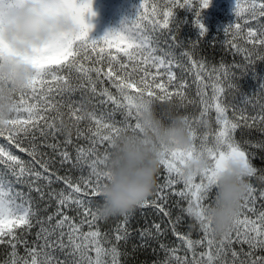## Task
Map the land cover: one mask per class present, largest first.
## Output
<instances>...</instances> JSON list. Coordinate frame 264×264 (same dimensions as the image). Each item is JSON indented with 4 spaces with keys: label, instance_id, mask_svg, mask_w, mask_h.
<instances>
[{
    "label": "snow or ice",
    "instance_id": "1",
    "mask_svg": "<svg viewBox=\"0 0 264 264\" xmlns=\"http://www.w3.org/2000/svg\"><path fill=\"white\" fill-rule=\"evenodd\" d=\"M26 2L70 11L76 30L26 51L0 33V55L17 56L33 69L12 115L0 120V264H126L133 235L140 241L133 255L163 252L153 264H264V183L253 184L264 168L252 163L257 151L264 154V81L239 101L236 84L264 60V0H235L222 40L205 39L200 13L211 0H140L134 18L97 39L89 38L92 25L85 21L86 13L94 15L92 0ZM4 4L0 0V9ZM185 8L198 30L187 43L178 38L174 15ZM202 45H219L233 62L211 63L200 55ZM145 97L191 107L205 130L192 129V150L165 153L154 192L136 207L150 209L158 222L130 231L132 211L105 229L108 219L95 211L106 179L101 153L121 132L139 129L136 114ZM253 132L260 137L247 139ZM197 151L210 167L183 178V165ZM229 161L248 172L250 183L232 229L217 238L204 204ZM187 220L192 223L184 231ZM168 235L175 238L171 246Z\"/></svg>",
    "mask_w": 264,
    "mask_h": 264
},
{
    "label": "clouds",
    "instance_id": "2",
    "mask_svg": "<svg viewBox=\"0 0 264 264\" xmlns=\"http://www.w3.org/2000/svg\"><path fill=\"white\" fill-rule=\"evenodd\" d=\"M75 30L72 13L56 5L45 8L26 0H5L0 9V33L20 51L50 35L70 34ZM32 75V67L19 57L0 55V120L12 115L16 96L28 87ZM139 105L136 114L139 129L121 132L106 152L101 153L106 179L100 185L95 208L100 219L134 211L154 192L165 153L192 150V129L205 130L204 121H197L196 115L188 113L176 99L160 102L145 97ZM209 167L207 155L197 151L183 165V178L198 175ZM255 179L264 183V176ZM249 183L248 172L235 162H227L217 172L211 197L204 204L212 235L220 238L230 232Z\"/></svg>",
    "mask_w": 264,
    "mask_h": 264
},
{
    "label": "trees",
    "instance_id": "3",
    "mask_svg": "<svg viewBox=\"0 0 264 264\" xmlns=\"http://www.w3.org/2000/svg\"><path fill=\"white\" fill-rule=\"evenodd\" d=\"M140 3V0H115L113 3L107 5V9L114 15H120L119 17V23L116 22H100L102 31V36L105 34V32L113 29H117L113 26H119L121 25V22L126 19H132L134 18L136 14V8L138 4ZM234 3L229 2L228 0H211L209 6L206 9L201 10L200 13V20L201 23L205 26L207 29L205 39H215V40H222L223 39V30L224 27L228 24H230L233 19V7ZM134 5V6H133ZM133 7V8H132ZM132 8V9H131ZM130 15V16H129ZM174 15L177 24L179 25V33L178 38L181 41H184L187 43L190 39H197L198 38V30L192 26V11L185 9H176L174 10ZM99 35H90V39H97L99 38ZM204 50L200 53L201 56L206 57L211 63L219 64L221 57H223L224 62L226 63H232L233 62V55L231 53H228L226 51H221L219 45L215 48H208L206 46H203ZM113 52L115 49L112 50ZM177 53L181 51L180 49L176 50ZM236 61H241L242 57L236 56ZM239 75V74H238ZM264 81V60L257 61V63L253 66H251L247 72L239 76L236 80V84L239 87V92L237 93V100H241L244 96H250L254 92H256L257 88L259 87L260 83ZM189 82H191L189 80ZM114 91V90H113ZM195 88L193 86L192 88V95L194 96ZM187 112L190 114L198 115V111H195L191 107L187 109ZM237 139H240L239 132L236 133ZM260 137L259 133L253 132L251 137H246L247 139L256 140ZM0 142H3L0 140ZM13 151H17L16 149H13ZM23 156V158L27 159L24 154H20ZM264 155L257 151L256 156L253 157L252 163L255 167L264 168V161L260 159V156ZM63 174V173H61ZM253 184L256 186H259V183L257 181H253ZM59 187V186H57ZM26 191V189H25ZM144 212V215H141V212ZM135 217L130 222V231L135 232L136 229H141L144 227L150 226L154 221L158 222L159 218L156 217L150 209H139L136 208L134 210ZM175 215V210H174ZM119 217L109 218L107 222H102V227L105 229L111 228L115 226L116 220H118ZM192 223L191 220H187L184 231H187V224ZM193 236H196V232H193ZM175 238L171 235H168L165 238V242L169 243L170 246L172 244V241H174ZM140 241L137 239L136 235H133L132 239L129 241L127 245V251L130 253V255L125 258L126 264H153V261L157 258H163V252L158 251L157 254H153L151 248L144 250V249H138L135 254H132V245L138 244ZM158 248V245H154ZM123 250V249H122ZM2 259V257H0Z\"/></svg>",
    "mask_w": 264,
    "mask_h": 264
},
{
    "label": "rangeland",
    "instance_id": "4",
    "mask_svg": "<svg viewBox=\"0 0 264 264\" xmlns=\"http://www.w3.org/2000/svg\"><path fill=\"white\" fill-rule=\"evenodd\" d=\"M115 0H92L91 2V14H85V21L92 25L91 31L89 32L90 35H99L102 36V31L100 22H116L119 23L120 15H114L107 9V5L113 3ZM121 1V0H120ZM229 2L233 3L235 0H228ZM134 6V5H133ZM133 8V7H132ZM131 8V9H132ZM130 16V15H129ZM117 29L119 26H113Z\"/></svg>",
    "mask_w": 264,
    "mask_h": 264
}]
</instances>
